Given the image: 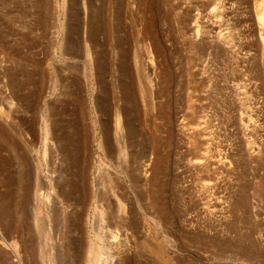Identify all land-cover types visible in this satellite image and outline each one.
I'll return each instance as SVG.
<instances>
[{
	"label": "rangeland",
	"instance_id": "obj_1",
	"mask_svg": "<svg viewBox=\"0 0 264 264\" xmlns=\"http://www.w3.org/2000/svg\"><path fill=\"white\" fill-rule=\"evenodd\" d=\"M263 13L0 0V264H264Z\"/></svg>",
	"mask_w": 264,
	"mask_h": 264
},
{
	"label": "bare ground",
	"instance_id": "obj_2",
	"mask_svg": "<svg viewBox=\"0 0 264 264\" xmlns=\"http://www.w3.org/2000/svg\"><path fill=\"white\" fill-rule=\"evenodd\" d=\"M260 19H261V23L264 24V13H263V15L261 16ZM113 122H114V135H116L115 137H119L118 135H119V132L121 130V127H120V119H119L118 114H115V117H114ZM23 141L25 142V139L24 138H23ZM45 153H44V155H45ZM86 258L87 259L85 261V264L93 263V262H96V261H99L100 260L99 255L96 252H92V251H91V253Z\"/></svg>",
	"mask_w": 264,
	"mask_h": 264
}]
</instances>
